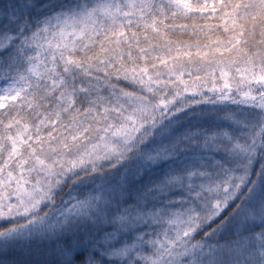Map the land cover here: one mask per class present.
I'll use <instances>...</instances> for the list:
<instances>
[{
    "label": "snow or ice",
    "instance_id": "obj_1",
    "mask_svg": "<svg viewBox=\"0 0 264 264\" xmlns=\"http://www.w3.org/2000/svg\"><path fill=\"white\" fill-rule=\"evenodd\" d=\"M0 264H264V0H0Z\"/></svg>",
    "mask_w": 264,
    "mask_h": 264
}]
</instances>
